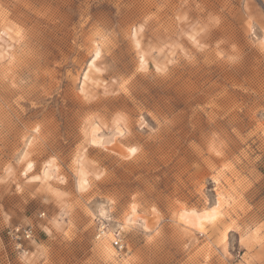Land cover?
<instances>
[{"label":"rangeland","instance_id":"rangeland-1","mask_svg":"<svg viewBox=\"0 0 264 264\" xmlns=\"http://www.w3.org/2000/svg\"><path fill=\"white\" fill-rule=\"evenodd\" d=\"M230 262L264 264V0H0V264Z\"/></svg>","mask_w":264,"mask_h":264},{"label":"snow or ice","instance_id":"snow-or-ice-1","mask_svg":"<svg viewBox=\"0 0 264 264\" xmlns=\"http://www.w3.org/2000/svg\"><path fill=\"white\" fill-rule=\"evenodd\" d=\"M140 47H141L140 44L137 43L136 44V48L137 49H140ZM99 55H100L99 52H97L95 54V57L92 60L93 63H95V60L99 58ZM143 65H144V61H143V58H141V61H140V70H143ZM157 71L159 72L160 69L158 68ZM85 79H87V77H85ZM120 120H121V118L118 117L117 120H116V124L117 125L120 123ZM38 130L39 129H37V131ZM133 131H135V128H133ZM97 132H98V129H93V135H92V140H91V144H92L93 148L101 147V145L98 144L97 139H96V133ZM115 132L120 137H123L125 135V133L123 131H121L119 127H116L115 128ZM113 139H115V137H113ZM136 152H137V148H135V147L129 148V153L131 155H134ZM217 155H219V153H217ZM51 163H54V161H51V162L45 164V168L47 169L50 166ZM32 169H33V164L32 163H28L27 164V171L25 172V176H27L28 175V172H31ZM44 175H45V177H47V171H45ZM66 175H67L68 179L66 180L64 178H61V183L67 184V183H69L73 179L72 174L70 172H67L66 171ZM81 175H82V173H81ZM34 179L39 180L40 177L39 176H35ZM99 179H100V176H97V180H99ZM86 187H87V181L82 179L79 182V190L80 191H83ZM64 191L67 192V189H65ZM132 211L133 212L136 211L135 205L132 206ZM154 211H155V209H154ZM221 211H222V209H220L219 204H217L215 207H212L211 208V211L210 212L203 213V216H205V217H212L214 219L215 216L217 214H219ZM193 215H195V213H193ZM200 230H201V232L204 231L203 228H201ZM145 231H148V229L146 228ZM240 243H241V246L243 247L244 246V240H241ZM109 251H111V250H109ZM230 264H234V262H230Z\"/></svg>","mask_w":264,"mask_h":264},{"label":"bare ground","instance_id":"bare-ground-1","mask_svg":"<svg viewBox=\"0 0 264 264\" xmlns=\"http://www.w3.org/2000/svg\"><path fill=\"white\" fill-rule=\"evenodd\" d=\"M97 52H99V54H100V51H99V49L98 48H95L94 49V57H95V54L97 53ZM99 57H100V55H99ZM142 58V57H141ZM96 61H97V59H96ZM92 65V64H91ZM94 65V64H93ZM92 65V66H93ZM94 67V66H93ZM101 70V69H100ZM89 72V71H88ZM90 81V80H89ZM92 127H94V126H92ZM97 127V126H96ZM91 132H93L92 131V129H91ZM92 135V134H91ZM97 138V137H96ZM98 140H99V137H98ZM112 142H114V141H112ZM100 143V142H99ZM115 146V145H114ZM112 150V149H111ZM47 172H48V170H47ZM217 204H219V206H221V204H222V201H221V199H219V196H217V200H216V202H215V204L212 206V207H215ZM211 207V208H212ZM211 208H209L208 210H205V209H202V210H200V211H197V210H195V209H189V210H185V209H181L180 210V214H179V217H178V219H180V221H181V223L183 224V226H185V227H187V228H192L193 230L194 229H200V227L202 226V224H203V222H208V221H212V220H214L216 217H217V215L215 216V218L213 219L212 217H205V216H203V213H205V212H210L211 211ZM131 214V216H133V218L132 217H130V218H132L131 220L129 219V217H128V219L127 218H125L126 220L124 221V224H128V223H134L137 219H139L140 221H142V224H143V228L144 229H148V231H151V230H154V229H152V225H154V224H150V221L151 220H148L147 218H144V217H141V216H137V214H135L136 213V211L135 212H133L132 211V208H131V212H130ZM193 213H195V215H193ZM136 215V216H135ZM129 216V215H128ZM177 220V219H176ZM179 223V222H178ZM180 225V224H179ZM181 226V225H180ZM185 230H187V229H185ZM191 231V230H190ZM186 235V234H185ZM190 235V234H189Z\"/></svg>","mask_w":264,"mask_h":264},{"label":"built area","instance_id":"built-area-1","mask_svg":"<svg viewBox=\"0 0 264 264\" xmlns=\"http://www.w3.org/2000/svg\"><path fill=\"white\" fill-rule=\"evenodd\" d=\"M33 228L31 226H15L10 227L5 231L6 236L15 244V250L20 255H26L27 249L22 246V242H28L33 238ZM104 234V226L100 227L97 238H100ZM114 246L119 249L122 248L121 240L118 239L114 242Z\"/></svg>","mask_w":264,"mask_h":264}]
</instances>
